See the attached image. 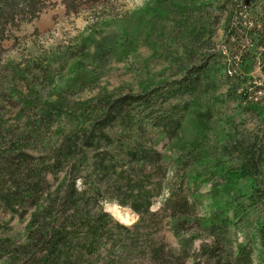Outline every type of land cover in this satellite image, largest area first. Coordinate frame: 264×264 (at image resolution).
Masks as SVG:
<instances>
[{
	"label": "trees",
	"instance_id": "1",
	"mask_svg": "<svg viewBox=\"0 0 264 264\" xmlns=\"http://www.w3.org/2000/svg\"><path fill=\"white\" fill-rule=\"evenodd\" d=\"M97 1L104 4L113 0ZM182 1L186 5L187 0H156L158 9L147 10L160 14L163 2ZM50 2L0 0V63L3 41L21 23L36 18ZM71 2L77 5L81 0ZM192 2L198 8L205 4ZM241 2L252 15L251 27L243 24ZM232 4L236 10L231 13L238 24L229 26L225 42L240 30L248 34L244 36L249 47L227 53L229 62L238 66L233 73L225 66H216L215 71L235 79L226 96L240 97L241 105L248 97L247 88L242 86L252 78L256 64L264 74V3L232 0ZM137 13L111 37L97 42L91 36L98 31L94 23L89 36L79 44L81 57L89 56L90 47L95 57L134 42L138 23H144L143 11ZM197 20L193 19L190 32L185 33L190 48L199 41L208 47L180 77L144 84L138 91L99 93L81 103L84 111L80 112H66L58 101L39 99L48 66L35 74L28 69L30 64L10 66L18 78L25 77L29 93L26 97L14 93L17 103L22 107L43 104L49 124L54 116L65 112L71 126L54 139L43 141L30 129L15 133L1 125L0 208L27 217V222L21 242L0 238V259L16 258L21 264H264V103L244 107L260 121L256 128L245 132L231 127L226 133H216L214 144L206 141L208 114L215 115V104H206L217 99L206 96L200 101L199 92L211 78L215 29L212 23L203 26L201 20L197 28ZM258 23L260 27H256ZM76 54L65 51L60 62ZM233 57L237 61H232ZM73 67L75 75L69 89L80 90L96 83L93 70L79 61ZM61 89L50 95L62 99L63 94L58 93ZM44 113L34 119L37 124L30 118L28 123L39 126ZM30 139L39 145L34 141L30 144ZM208 180L213 182L202 192L200 182ZM204 198L210 200L206 205ZM106 202L129 208L137 219L129 225L118 221L104 210ZM156 202L159 205L153 208ZM239 230L241 240L236 236ZM166 233L172 240L166 239Z\"/></svg>",
	"mask_w": 264,
	"mask_h": 264
},
{
	"label": "rangeland",
	"instance_id": "2",
	"mask_svg": "<svg viewBox=\"0 0 264 264\" xmlns=\"http://www.w3.org/2000/svg\"><path fill=\"white\" fill-rule=\"evenodd\" d=\"M200 1L205 3L200 5L201 8H198L192 0H187L184 6L185 1L180 4L163 2L160 14H156L153 10H147V7L158 9L159 5L156 0H113L104 4H101L103 1L81 0L77 5H72L71 0H64V2L63 0H51L48 7L36 18L21 23L19 28L13 30L12 35L2 43L0 127L2 125L4 128H11L16 131L15 133L27 128L32 130L31 133H38V140L47 141L50 137L54 139V135L58 136L61 131L71 126V121L69 122L70 119L65 112L59 117L54 116L49 124L45 120L47 115L44 113L43 104L35 107H22L17 103L16 96H13L14 93L21 97H26L29 93L25 77L24 79L18 78L10 66L22 68L24 65L30 64L28 69L33 74L41 73L42 67L48 66L50 68L49 75L45 76L47 81L42 85L41 98L39 99L42 102L58 101L65 105L66 112H80L84 111V106L81 103L94 99L99 93L121 94L127 91H138L144 84H157L180 77L185 67L190 63L198 62L197 59L201 57L203 51H206L204 47H208V44L199 41L190 48L191 42H188L185 34L190 32V23L194 22L193 19L195 21L198 19L197 28L200 27L202 21L203 26L212 23L215 29L211 37L216 50L215 57L211 59L214 62L211 67V78L204 85V89L199 92L200 101L207 98L206 96L217 99L215 100L217 103L210 100L206 104V107L209 104H215L213 110L215 115L208 114L210 125L206 141L211 145L214 144V140L217 139L216 133H226L231 130V127L233 131L245 132L256 128L260 121L253 112L244 110V107L253 103L259 104V106L264 103V74L260 65L256 64L251 73L252 78L245 80L242 86V88H247L248 97L242 101L241 105L240 97L226 96L228 87L235 84V79L227 78L215 71L216 66H225L226 71L233 73L238 66L236 63L229 62L230 58L227 53L238 49L240 52L249 47L248 41L245 40V36L240 30L233 32V37L229 42H225L229 26H232L233 23L234 26L238 24L234 13H231L236 10V7L233 6L232 0L225 3L223 7L220 5L225 0ZM65 3L72 8V11L66 9ZM183 7L187 9H183ZM139 10L143 11L141 19L144 23H138V35L134 42L129 41V44L126 43L125 46L121 44L117 50L107 51L106 54L102 53V56L95 57L91 54L95 50L90 47L89 56L86 59L81 57L82 52L78 50L79 44L81 39L89 36L90 27L94 23H97L98 31L91 36L94 37L95 42L101 41L107 36L111 37L110 34L120 29L129 17L136 18ZM215 19L216 22H213ZM187 25L188 28H185ZM107 33L109 35H106ZM184 45L187 46L186 50L183 48ZM229 48L231 51L227 50ZM260 50L262 49L260 48ZM65 51L68 53L76 51L77 54L61 63V55ZM195 51L197 53L193 55L192 52ZM235 60L233 57L232 61ZM75 61H79L87 70L95 72L96 83L84 85L80 90L69 89L75 75L73 67ZM59 88H62L58 92L63 94L62 99H59L58 95H50L53 90ZM31 99L33 101L35 98ZM73 107H77V110ZM43 113L44 117L41 118L39 126L28 123V118L35 121L34 119H39ZM35 122L37 124L38 121ZM33 141L35 145H39L36 144L37 140L35 139H30L29 143L31 144ZM198 169L202 171L203 167H198ZM213 180L200 182L202 184L201 191H206ZM209 202V199L204 198V205ZM158 205L159 202H156L153 208H157ZM112 206L118 207L117 210H114ZM103 208L115 219L127 225L137 219V215L129 208L122 207L115 202H106ZM257 215L256 212L253 218ZM26 222L27 217L11 215L10 212L0 208V238L9 237L15 240V243L21 242L24 240ZM236 236L238 240H241L242 231L239 230ZM166 239L172 240L169 233H166ZM194 246L197 247L198 242H195ZM0 264H21V260L2 258Z\"/></svg>",
	"mask_w": 264,
	"mask_h": 264
},
{
	"label": "built area",
	"instance_id": "3",
	"mask_svg": "<svg viewBox=\"0 0 264 264\" xmlns=\"http://www.w3.org/2000/svg\"><path fill=\"white\" fill-rule=\"evenodd\" d=\"M244 1V0H243ZM240 8H241V12H240V15L242 16L243 18V21H244V25L246 27H251L253 26V19H252V15L251 13L247 10L246 6L241 2L240 3ZM256 27H260V24H256ZM243 35H248L247 33H243Z\"/></svg>",
	"mask_w": 264,
	"mask_h": 264
},
{
	"label": "bare ground",
	"instance_id": "4",
	"mask_svg": "<svg viewBox=\"0 0 264 264\" xmlns=\"http://www.w3.org/2000/svg\"><path fill=\"white\" fill-rule=\"evenodd\" d=\"M116 206H117V205H116ZM116 206H112L114 210H117L118 207H116ZM113 209H112V210H113ZM114 210H113V211H114ZM118 211H119V210H118ZM115 213H116L117 215H119V213H118L117 211H115Z\"/></svg>",
	"mask_w": 264,
	"mask_h": 264
},
{
	"label": "water",
	"instance_id": "5",
	"mask_svg": "<svg viewBox=\"0 0 264 264\" xmlns=\"http://www.w3.org/2000/svg\"><path fill=\"white\" fill-rule=\"evenodd\" d=\"M246 2L248 3V0H246Z\"/></svg>",
	"mask_w": 264,
	"mask_h": 264
}]
</instances>
